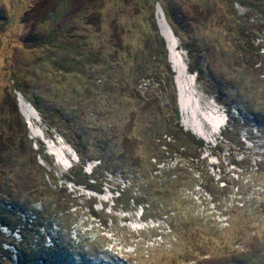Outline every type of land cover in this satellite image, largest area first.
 <instances>
[{"label": "rangeland", "instance_id": "rangeland-1", "mask_svg": "<svg viewBox=\"0 0 264 264\" xmlns=\"http://www.w3.org/2000/svg\"><path fill=\"white\" fill-rule=\"evenodd\" d=\"M155 35L174 74L179 125L203 141L195 151L155 152L140 134L143 122H157L165 96L146 74ZM138 64L143 79L133 73ZM135 87L139 97L130 98ZM72 146L107 164L93 170L91 159L81 172ZM260 155L264 0H0L5 235L18 238L12 229L23 223L25 204L40 209L38 164L72 194L58 214L68 226L61 239L74 240L85 264H264ZM135 194L148 210L127 203ZM58 208L52 203L51 213ZM1 247L0 264L2 255L15 264L14 248Z\"/></svg>", "mask_w": 264, "mask_h": 264}, {"label": "trees", "instance_id": "trees-1", "mask_svg": "<svg viewBox=\"0 0 264 264\" xmlns=\"http://www.w3.org/2000/svg\"><path fill=\"white\" fill-rule=\"evenodd\" d=\"M155 46L154 52H152V54L148 56L146 60L151 66H153L152 71L151 73L146 74L151 80V83L157 86L159 91L165 96L155 113L157 122L150 124H148V122H143L146 124L143 129H140L142 130L140 134H144L145 136L152 138V144L149 149L155 152L160 150H163L164 153L195 151L198 148H201L204 144L200 138L187 131H183L182 127L179 125V113L176 101L177 96L173 83L174 74L168 62L164 40L159 35H155ZM139 66L140 65L138 64V67L135 68L137 70H134L133 73H135V77L137 79H143L142 71L141 68L139 69ZM197 67L198 66H194L191 63L188 64V69L191 73L199 74L200 70ZM143 72L146 71L143 70ZM133 92L137 95L141 91L139 88L135 87V89L130 94V98H135L133 96ZM137 96L139 97V95ZM129 101L131 100L129 99ZM36 110L41 114V111L37 106ZM136 110L137 107L135 106L133 110L130 111V115L127 116V118L129 116H134V119L132 118V120L129 122V125L132 128L134 127L135 123H137L135 115H139L138 111ZM72 148L79 161H81L78 168L81 172L85 163L91 159L98 162V164L93 167V170L100 168V166L104 167L107 164V162L105 163V160L100 155L94 158L85 159L81 150L75 146H72ZM40 157L45 162L46 158L44 154H41ZM259 157L263 158L264 155H260ZM37 167L39 172H41V178L37 190V199H39L38 201L40 202V209H35L32 207H29L28 209L30 203L24 205V207H27L25 210L27 213H25L23 223H21L19 227H14L12 229H17L18 238H15L11 235L7 236L4 234V232L0 231V250L1 252H7L1 247V245L5 242L8 246L14 248L16 256L15 264H73L75 258L77 259L75 264H85V262H83V257L81 259L80 252L78 250L75 251L76 246L73 243L74 240L68 238L61 239L64 238L63 230L68 229V226L65 224L64 220L61 221V219L58 217V214H63L68 211V206L64 205H67L71 200H74L73 197H71L72 194L68 193L64 183L58 182V178L53 174V169L48 166L41 167L38 164ZM74 170H77L75 166L72 168L71 172ZM82 175L88 179L85 174ZM64 180L77 183L70 178H66ZM125 190L121 188L119 197L124 195L123 192ZM128 200H126L128 204L130 202L135 206L141 204L143 211L148 210L147 207L149 206L150 202L139 201L136 197V194L134 197L130 196V199ZM52 203H56L60 206V208H58L55 213H51ZM144 204L146 207L143 206ZM64 216L66 215H62L61 218H64ZM5 218L6 214H2L1 212L0 226L7 225ZM57 218L58 220L60 219L58 223H56ZM18 219L21 220L22 217L20 216ZM45 238L48 239V243L45 241ZM2 240L5 242H2ZM137 244L141 243L137 242ZM2 256V260H4L3 264L12 263L10 255Z\"/></svg>", "mask_w": 264, "mask_h": 264}, {"label": "bare ground", "instance_id": "bare-ground-1", "mask_svg": "<svg viewBox=\"0 0 264 264\" xmlns=\"http://www.w3.org/2000/svg\"><path fill=\"white\" fill-rule=\"evenodd\" d=\"M157 10H156V21H157V23H158V25H159V27L160 28H162L161 26L163 25H165V23H164V19H163V17H162V14H161V12L159 11V8H156ZM164 29L165 30H163L162 29V34L166 37V39H167V41L169 42V36L171 37V41H172V39L174 40V37H173V34L171 33V31L169 30V28L168 27H164ZM173 46H174V43H173V41H172V45H170V52L172 51V48H173ZM174 62V61H173ZM177 64V63H176ZM178 66V65H177ZM176 66V67H177ZM179 67V66H178ZM177 67V68H178ZM175 69V68H174ZM18 101H19V104L20 105H22V104H24V101L22 100V98L21 97H18ZM27 106V105H26ZM25 106V107H26ZM25 107H24V109H22V114L24 115V117L26 118V120L27 121H29V118H30V115L28 114V111L27 110H25ZM20 108H21V106H20ZM26 108H28V106L26 107ZM218 122H219V120H217ZM196 133L198 132L197 130L195 131ZM197 134H200V131L197 133Z\"/></svg>", "mask_w": 264, "mask_h": 264}]
</instances>
